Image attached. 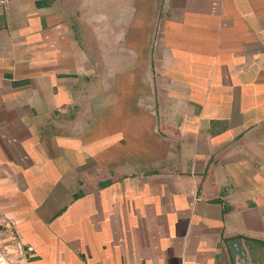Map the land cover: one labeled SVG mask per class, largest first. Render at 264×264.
I'll return each instance as SVG.
<instances>
[{"label": "crops", "instance_id": "crops-1", "mask_svg": "<svg viewBox=\"0 0 264 264\" xmlns=\"http://www.w3.org/2000/svg\"><path fill=\"white\" fill-rule=\"evenodd\" d=\"M0 2V264H264V0Z\"/></svg>", "mask_w": 264, "mask_h": 264}, {"label": "water", "instance_id": "water-1", "mask_svg": "<svg viewBox=\"0 0 264 264\" xmlns=\"http://www.w3.org/2000/svg\"><path fill=\"white\" fill-rule=\"evenodd\" d=\"M2 2H0V10L2 9ZM2 20V14L0 13V21ZM229 245L231 247L232 256L235 260H237L238 257L247 258V253L245 251V248L243 247L242 241L240 238H234L229 242Z\"/></svg>", "mask_w": 264, "mask_h": 264}]
</instances>
